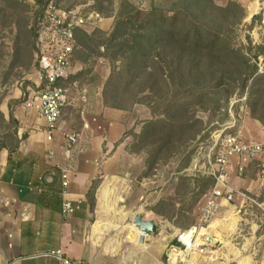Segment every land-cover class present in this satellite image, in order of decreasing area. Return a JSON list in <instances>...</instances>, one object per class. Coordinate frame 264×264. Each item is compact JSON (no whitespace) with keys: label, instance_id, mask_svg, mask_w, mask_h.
<instances>
[{"label":"trees","instance_id":"1","mask_svg":"<svg viewBox=\"0 0 264 264\" xmlns=\"http://www.w3.org/2000/svg\"><path fill=\"white\" fill-rule=\"evenodd\" d=\"M31 1L33 6L24 0H0V21L15 40L11 62L15 68L31 67L33 54L39 53L37 21L44 19L49 3L58 6L61 0ZM89 1L93 12L113 17V26L108 35L75 29L73 52L86 53L84 61L92 57L108 61L104 107L123 112L140 104L155 107L156 118L143 125L132 146L133 153L147 155L149 169L201 139L204 127L195 112L225 111L234 97L244 95L250 117L264 127V69L258 67V58L264 60V44L253 46L247 38L246 45H237L236 30L245 18L239 4L219 7L214 0H150L142 9L128 0H119L116 8L113 0ZM63 11L79 15L71 7ZM261 20L262 13L253 16L249 28ZM74 79L70 76L60 85L66 87ZM24 97L10 102L7 124L0 112V151L5 149L9 156L19 144L12 106ZM98 183L94 180L85 195L90 212Z\"/></svg>","mask_w":264,"mask_h":264},{"label":"rangeland","instance_id":"2","mask_svg":"<svg viewBox=\"0 0 264 264\" xmlns=\"http://www.w3.org/2000/svg\"><path fill=\"white\" fill-rule=\"evenodd\" d=\"M24 1L33 6L31 0ZM118 1L113 0L114 8L118 6ZM128 1L142 9L147 8L150 2ZM232 2L239 4L245 14L242 24L236 30L237 45H246L247 38L253 46L264 44V0H214V4L219 7H225ZM56 4L61 10L70 7L76 9L79 15L86 19L91 16L95 18L94 14H97L92 11L93 2L89 0H61ZM260 13L262 20L255 21L249 28L252 17ZM97 15L102 22L98 25V21L92 19L95 25L87 28V34L100 31L108 35L113 26V17ZM29 16L32 18V13ZM37 23L39 37L36 48L39 53L33 54L31 67L25 69L11 66L15 40L8 27L0 21V105L12 100L21 101L27 90L34 88L38 56L40 58L48 52V37H51V34H47L44 21L39 20ZM253 53L254 51L251 55ZM84 54L86 53L78 50L73 54L71 76H75V79L66 85L67 104L58 126L64 135H80L82 114L93 117L98 116L101 111L99 101H102V89L109 77L110 65L105 59L95 57L84 61ZM258 67L263 71L262 57L258 58ZM155 113V107L143 104L126 112V129L115 144V147L123 151L121 162L116 169L115 178L99 180L95 197L102 192V199L113 200L114 203L108 205H113L117 211V207L125 211L134 206V212L148 213L149 218L160 224L164 235L173 236L178 229H185L196 223L200 200L211 187V180L202 176L206 166V160L203 158L220 135L239 132L249 109L247 99L243 95L241 98H232L225 111L195 112V117L202 121L204 127L201 139L187 143L181 152L149 169L146 163L147 155L133 153L132 146L143 125L156 118ZM248 123L249 132L245 134L244 130V138L259 135L261 131L258 125L250 121ZM262 139L264 141V136ZM231 174V178H234V171ZM255 174V169H249L246 177L233 183V202L224 204L220 215L210 225L209 230L216 235L213 247H210L217 251V255H212L215 257V263L264 264V187L256 182ZM128 223L131 224L130 229L135 231L130 219ZM192 260L195 262L198 259L195 256Z\"/></svg>","mask_w":264,"mask_h":264},{"label":"crops","instance_id":"3","mask_svg":"<svg viewBox=\"0 0 264 264\" xmlns=\"http://www.w3.org/2000/svg\"><path fill=\"white\" fill-rule=\"evenodd\" d=\"M9 104L7 101L0 105L6 124ZM99 105L98 116L82 114V133L77 144L70 147L61 127L49 144L36 114L23 110L22 104L12 106L19 144L10 156L5 149L0 151V264H60L45 256L56 250H61L69 264H168L167 253L174 235H164L148 213L134 212V206L125 211L117 207V211L108 205L113 200L102 199V192L95 197L93 212L89 210L85 195L91 183L115 178L123 156L115 144L127 123L126 112L106 108L101 100ZM249 121L256 123L261 132L246 139L243 132H249ZM238 131L245 142H264V127L249 113ZM61 170L67 171L70 181L68 199L78 207L65 218L61 215ZM231 173L229 183L233 187L237 180L231 178ZM39 179L44 182L40 194L35 191ZM137 214L152 220L157 232L142 238L137 228L130 229L128 221L133 224ZM211 235L207 255L189 264H226L214 262L212 255L217 251L211 248L216 235Z\"/></svg>","mask_w":264,"mask_h":264},{"label":"built area","instance_id":"4","mask_svg":"<svg viewBox=\"0 0 264 264\" xmlns=\"http://www.w3.org/2000/svg\"><path fill=\"white\" fill-rule=\"evenodd\" d=\"M95 18H83L76 12H65L51 2L44 11V23L48 37L47 53L41 55L34 72V88L27 90L22 109L34 112L43 123V134L47 143L53 142L58 129L62 111L67 104V87L60 85L72 75L73 50L75 47L74 30L81 29L88 33L87 28L93 27L95 21L99 25L102 20L97 14ZM92 21V22H91ZM97 26V25H96ZM79 135L71 133L65 136V143L75 146ZM50 157L53 152L50 151ZM206 166L202 176L212 182L209 191L200 200L197 221L194 225L175 231L167 259L168 264H189L193 257H203L211 245L210 237L201 236V232L209 229L213 220L220 215L223 203L233 202L235 189L230 185V173L234 171L235 179L246 177L249 169H255L256 182L264 187V142H245L240 132L220 135L211 145L207 155ZM61 186V215L63 218L78 209L68 199L69 178L66 170L59 174ZM43 180L39 179L35 191H43ZM133 225V224H132ZM160 225V224H158ZM146 238V233L139 232ZM45 256L55 258L60 264H69L62 258L61 250L51 251Z\"/></svg>","mask_w":264,"mask_h":264},{"label":"water","instance_id":"5","mask_svg":"<svg viewBox=\"0 0 264 264\" xmlns=\"http://www.w3.org/2000/svg\"><path fill=\"white\" fill-rule=\"evenodd\" d=\"M133 226L142 233L155 234L157 232V228L154 222L152 220H144L139 214L134 217Z\"/></svg>","mask_w":264,"mask_h":264},{"label":"bare ground","instance_id":"6","mask_svg":"<svg viewBox=\"0 0 264 264\" xmlns=\"http://www.w3.org/2000/svg\"><path fill=\"white\" fill-rule=\"evenodd\" d=\"M133 226V225H132ZM133 228H134V226H133ZM211 227H209V229H210ZM206 230V231H203V232H201V236H204V237H210V241H212V235H211V231L210 230ZM139 232V231H138Z\"/></svg>","mask_w":264,"mask_h":264}]
</instances>
